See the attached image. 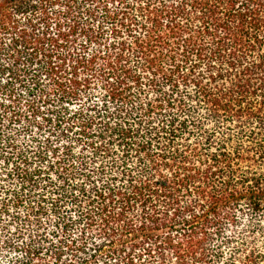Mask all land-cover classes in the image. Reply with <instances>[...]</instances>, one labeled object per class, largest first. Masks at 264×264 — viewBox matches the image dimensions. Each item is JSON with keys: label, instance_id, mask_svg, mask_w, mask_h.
<instances>
[{"label": "trees", "instance_id": "trees-1", "mask_svg": "<svg viewBox=\"0 0 264 264\" xmlns=\"http://www.w3.org/2000/svg\"><path fill=\"white\" fill-rule=\"evenodd\" d=\"M0 264H264V0H0Z\"/></svg>", "mask_w": 264, "mask_h": 264}]
</instances>
